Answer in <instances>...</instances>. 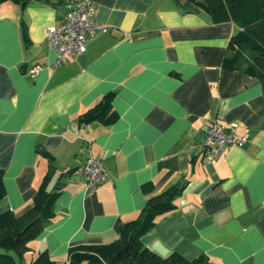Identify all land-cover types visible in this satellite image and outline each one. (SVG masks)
I'll list each match as a JSON object with an SVG mask.
<instances>
[{
  "label": "crops",
  "instance_id": "0c3cea01",
  "mask_svg": "<svg viewBox=\"0 0 264 264\" xmlns=\"http://www.w3.org/2000/svg\"><path fill=\"white\" fill-rule=\"evenodd\" d=\"M71 1L0 4V212L23 213L49 165L51 190L74 169L24 256L45 249L64 261L71 246L112 242L149 197L179 185L174 208L140 237L145 247L264 264V61L259 73L224 65L237 27L192 0H93L108 31L55 66L46 29ZM35 64L48 67L32 76ZM108 92L110 113L80 123ZM213 122L235 125L246 141L211 157L204 140ZM89 154L104 160L107 179L85 191L76 169Z\"/></svg>",
  "mask_w": 264,
  "mask_h": 264
},
{
  "label": "trees",
  "instance_id": "16d2710c",
  "mask_svg": "<svg viewBox=\"0 0 264 264\" xmlns=\"http://www.w3.org/2000/svg\"><path fill=\"white\" fill-rule=\"evenodd\" d=\"M5 1L8 0H0V4ZM10 1L23 7L30 0ZM192 1L204 9L214 22L231 21L237 27L236 33L229 39L223 64L230 69L244 64L259 73L264 61V0ZM113 97L114 92L103 95L94 106L79 115V122L88 123L105 118L111 111ZM37 151L50 159L43 148L38 147ZM73 171L69 169L58 175L51 190L49 184L55 168L49 165L31 205L23 213L17 214L11 210L0 212V264H17L16 257L23 258L28 250L27 243L53 217V201L65 183L62 177ZM2 176L3 170L0 169V199L5 195ZM180 190L179 185H171L149 197L140 215L125 223L121 235L112 242L71 246L64 261L52 259L47 250H43L29 264H216L205 255L187 259L173 252L162 257L140 241V237L154 225L157 215L174 208V199Z\"/></svg>",
  "mask_w": 264,
  "mask_h": 264
},
{
  "label": "built area",
  "instance_id": "2783aa9c",
  "mask_svg": "<svg viewBox=\"0 0 264 264\" xmlns=\"http://www.w3.org/2000/svg\"><path fill=\"white\" fill-rule=\"evenodd\" d=\"M96 6L93 0H72L60 23L46 29L48 44L56 55L53 65H60L69 57L82 53L98 32L108 31L107 26L94 20ZM44 67L48 66L35 64L28 72L34 76ZM245 141V135L235 136V125L226 127L213 122L205 128L204 151L216 157ZM76 172L85 178V191L93 190L107 179L104 160L90 154Z\"/></svg>",
  "mask_w": 264,
  "mask_h": 264
},
{
  "label": "rangeland",
  "instance_id": "374dc122",
  "mask_svg": "<svg viewBox=\"0 0 264 264\" xmlns=\"http://www.w3.org/2000/svg\"><path fill=\"white\" fill-rule=\"evenodd\" d=\"M43 250H45V249H43ZM43 250H41V251H43ZM28 251V250H27ZM40 252V251H39ZM37 255V254H36ZM35 255V256H36ZM34 256V257H35ZM16 260H17V264H29L30 263V261L32 260V257H31V255H23V258H18V257H16Z\"/></svg>",
  "mask_w": 264,
  "mask_h": 264
}]
</instances>
